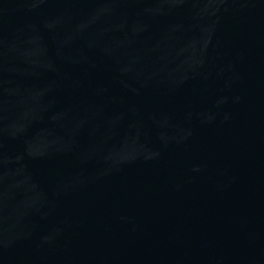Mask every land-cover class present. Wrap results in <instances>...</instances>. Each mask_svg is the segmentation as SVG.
<instances>
[{"label":"water","instance_id":"obj_1","mask_svg":"<svg viewBox=\"0 0 264 264\" xmlns=\"http://www.w3.org/2000/svg\"><path fill=\"white\" fill-rule=\"evenodd\" d=\"M0 264H264V0H0Z\"/></svg>","mask_w":264,"mask_h":264}]
</instances>
